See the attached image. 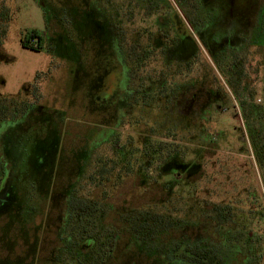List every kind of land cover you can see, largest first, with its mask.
<instances>
[{
    "label": "rangeland",
    "instance_id": "1",
    "mask_svg": "<svg viewBox=\"0 0 264 264\" xmlns=\"http://www.w3.org/2000/svg\"><path fill=\"white\" fill-rule=\"evenodd\" d=\"M253 1L261 31L264 0ZM3 5L10 8L11 20L0 41V94L7 102L37 103L27 117L0 126V151L9 161L0 190V264H76L71 256H59L66 253L64 243L71 249L70 238L62 236L67 232L78 242L73 250L91 252L92 248L75 235L74 223L64 229L67 201L78 181L79 193H90L98 201L95 228L118 230L116 247L104 264H185L172 260L167 251L181 239L219 250L231 245L238 251L231 258L232 264L248 256L252 264H264V191L260 194L262 181L243 137L246 124L233 101L212 112L208 142L192 137V122L180 123L176 114L165 115L173 104L176 111L187 108L177 104L178 95L166 103L154 99L143 109L139 103L136 112L150 119L140 129L148 130L140 131L138 125L122 126L111 138L117 148L131 141L133 171L117 186L111 181L97 187L86 177L93 161L85 165L81 175L83 164L91 150L94 160L111 149L112 144H97L106 137L105 128L119 122L110 110L124 94V77L117 72L123 55L106 0H0V8ZM126 26L142 27L144 32L149 23L141 20ZM28 30L44 35L41 50L21 44ZM128 56L131 63V54ZM146 64L162 70L165 61L158 50ZM140 75L146 73H135L134 84L141 81ZM179 82L176 75L166 85L178 87ZM162 93L158 87L154 96L161 97ZM198 144L210 150L202 161L195 188L193 178L180 164L192 162ZM176 152L178 157L173 158ZM243 187L255 190L250 219L249 204L238 201ZM215 205L232 209L230 223L216 222L211 216ZM150 208L161 213L169 209L171 217L182 224L172 226L152 245L138 242L125 220ZM84 242L90 244L92 240Z\"/></svg>",
    "mask_w": 264,
    "mask_h": 264
},
{
    "label": "flooded vegetation",
    "instance_id": "2",
    "mask_svg": "<svg viewBox=\"0 0 264 264\" xmlns=\"http://www.w3.org/2000/svg\"><path fill=\"white\" fill-rule=\"evenodd\" d=\"M160 2L159 9L157 5L152 13H148L149 6H154V2L147 4L143 0H106L112 17L108 16L113 19L110 22L116 23L114 35L123 55L117 72L124 77V94L120 95L121 99L110 110L112 117L120 118L119 122L109 124L104 135L115 134L122 126L138 125L136 129L148 130L146 127L140 129L143 124L147 125L150 119L136 112L137 105L141 103L143 109L155 98H160L166 103L172 99L171 96L178 95L177 104L185 105L187 108L176 111L174 108L176 104H173L172 110H166L165 115L176 114L180 123L192 122L194 126L192 137L208 142L211 139L208 124L212 120V112L215 109L220 111L224 102L233 101L237 108L236 112L243 117L246 124L243 137L250 147L251 154L248 157L253 160L259 173V180L262 181V186L260 182L259 187L262 194L264 178L261 177V171L264 177V167L253 144L257 142L262 145L264 141V29L260 31L257 28L258 9L254 1L226 0L223 3V0H160ZM213 2L216 3L215 6ZM230 2H233V5ZM141 20L149 23V28H145L144 32L142 27L126 26L127 23H139ZM141 39H146V42L143 43ZM133 47L138 53L135 54L136 50L134 52ZM157 49L165 61L162 70L154 65L139 63V56L144 58L147 51L155 53ZM130 54L131 63L128 59ZM195 64L198 65L194 67ZM138 72L146 75L144 77L140 75L141 81L137 82V85L132 78ZM176 75L180 81L178 87H167L169 86L166 85L167 80ZM158 87L163 92L161 97L154 96ZM137 120L142 123L138 124ZM124 147L119 146L121 149ZM129 147L130 145L125 148L130 149ZM208 148L196 145L193 149L195 155L192 162L180 164L182 171L193 178L195 188L200 180L202 161L207 155V150H210ZM129 163L132 166V161ZM118 170L119 168H115L113 180L116 179ZM173 170L178 171L177 168ZM132 171L133 169L123 172V179ZM245 187L238 194V201L249 204L250 219V216H253L251 206L255 199L253 194L255 190ZM245 191L247 194L244 197ZM225 207L232 211L229 206ZM232 216L234 217L233 212ZM192 244L198 243L193 241ZM61 255L76 257L78 254L66 252L59 256Z\"/></svg>",
    "mask_w": 264,
    "mask_h": 264
},
{
    "label": "trees",
    "instance_id": "3",
    "mask_svg": "<svg viewBox=\"0 0 264 264\" xmlns=\"http://www.w3.org/2000/svg\"><path fill=\"white\" fill-rule=\"evenodd\" d=\"M143 1L147 4L148 2H154L155 4L154 6H149L148 13H152L155 9V6L157 5L158 9L160 8V0ZM10 12V8L5 7V5L0 8V41L6 36L8 24L11 20ZM43 37L44 35L39 32V30H28L25 35L21 38L20 42L24 47L38 51L44 47ZM149 47L147 46V48ZM143 48L144 47H142L141 49L142 53ZM132 49L135 52L136 49H134V47ZM136 53H138L137 50L135 54ZM152 54L153 51H147L145 53L144 58L139 56V63L146 64V61L151 58ZM5 100L6 96H2L0 94V126L6 123L10 124L14 121L27 117V114L30 115V110H32V106L37 103L35 101L34 103L28 104V102L25 101L20 104L17 99L11 100L12 102H7V100ZM137 123L140 124L142 122L140 120H137ZM105 136L106 137L104 138V140L98 143L97 145L109 143L112 144L111 149L107 151V153L101 154L100 157L94 158V160H92L91 158L93 155V150H91L90 157L87 158L85 163L83 164L84 166L83 170L81 171V175L82 173H84L85 165L93 161V164H91L92 170H89L90 174L87 173L86 175L90 183L98 187L99 185H106V183H110L112 181L111 184L114 187L122 182L123 172H128L133 169V167L129 163V161H132L130 159L133 151L132 149L125 148L126 146L131 144L130 140H126L124 142L125 147L121 149L119 147H114L116 144L112 143L113 141L111 138L114 136V134H108ZM97 145H95L96 149L99 147ZM253 145L254 149L257 152V156L260 155L262 167H264V141H262V145L257 142H254ZM153 153H151L152 156L154 155ZM176 156L177 152L175 153L173 158L178 157ZM7 162L9 161L6 155L2 154L0 151V190L2 189V184L4 183L6 178L8 168ZM149 162L152 163V160H149ZM115 168H119V170L116 175V179L113 180ZM79 183L80 181L76 182L71 188L69 200L67 201L68 209L64 220V224L66 225L64 229L66 230V228H69L71 223H74L75 227L73 229L75 235L78 238L80 237V240L83 241V244L85 246H90L92 250L89 254H83L84 252L82 253L81 249L73 250V245H77L78 242L72 240V249H66V252H72L78 255L81 254L80 256L77 255L76 257L71 256V258L76 259L77 264H104L109 258H111L112 253L116 247V243L119 238L118 230H105L95 228V223L96 221H98V219L94 216V214L98 209V201L94 197V195H91L90 193L82 196L81 193H79L81 190L79 187ZM171 189H173V187H171ZM169 211L170 210L168 209L166 212L161 213L150 208L140 212L137 211L131 214L130 216H127L125 220L129 223L133 234L138 242L141 241L146 242L147 244H153L154 241H159L158 239L159 237H161V235L171 230L172 226L176 228L178 225H182L180 224V221H177L171 217L170 214L172 213H170ZM211 216L220 225L230 223L233 217L232 211L229 208H226L225 206L221 205H215L211 208ZM191 223L192 222L185 225H190ZM91 225H93L94 229H91ZM185 225L183 226V228L185 227ZM64 235L67 238L73 239L72 237L74 234L67 232V235L63 234L62 236ZM222 237H224V239L228 241L227 238H225V234H223ZM86 239H91L92 243L86 244L84 242V240ZM181 247H184L183 251H181ZM226 247L227 250H219L213 247L212 245L201 246L200 244H192L190 243V241L184 243L183 239H181L175 242L173 246L167 247V251L170 254V258L172 260L180 259L179 261L185 264H232L231 258L234 259L238 251L234 249L235 247H231V245H226ZM251 262L253 263L252 257L248 256L246 257V259L241 260L239 264H252Z\"/></svg>",
    "mask_w": 264,
    "mask_h": 264
}]
</instances>
